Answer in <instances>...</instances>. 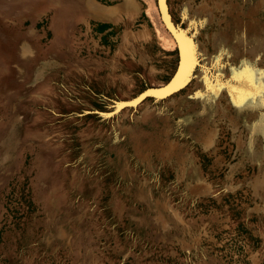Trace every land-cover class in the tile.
<instances>
[{
    "label": "rangeland",
    "instance_id": "obj_1",
    "mask_svg": "<svg viewBox=\"0 0 264 264\" xmlns=\"http://www.w3.org/2000/svg\"><path fill=\"white\" fill-rule=\"evenodd\" d=\"M92 1L0 0V264H264V0Z\"/></svg>",
    "mask_w": 264,
    "mask_h": 264
},
{
    "label": "bare ground",
    "instance_id": "obj_2",
    "mask_svg": "<svg viewBox=\"0 0 264 264\" xmlns=\"http://www.w3.org/2000/svg\"><path fill=\"white\" fill-rule=\"evenodd\" d=\"M89 2H94V1H92V0H89ZM95 3V2H94ZM126 3L129 5V6H132L131 8H133L134 7V5H133V3H134V1L132 2V0H126ZM90 5H92L91 3H89ZM96 4V3H95ZM101 5V4H100ZM101 11V10H100ZM102 11H104L106 14H112V15H114L115 14V12H116V9L115 8H113V7H108V8H103L102 9ZM101 11V12H102ZM156 33L157 34H159V32H158V29H156ZM245 34V33H244ZM247 34V33H246ZM159 37L161 36L160 34L158 35ZM248 40V39H247ZM237 41L238 42H240L241 44H243V42H244V39H243V37H237ZM248 42V41H247ZM245 43H246V41H245ZM183 76H182V74L180 73V74H178V76L174 79V81H172V83L169 85V86H167V87H165V88H163V89H160V90H157V91H152V92H149V94H154V95H156V96H162V95H166L168 92H170L171 90H173V89H176L179 85H181L182 84V78ZM255 96H257V95H255ZM253 97V99L254 98H256V97ZM246 100V99H245ZM247 101V100H246ZM253 101V100H252ZM259 101H262L260 98H259ZM258 100H256V102L258 103L259 102ZM255 103V102H254Z\"/></svg>",
    "mask_w": 264,
    "mask_h": 264
},
{
    "label": "snow or ice",
    "instance_id": "obj_3",
    "mask_svg": "<svg viewBox=\"0 0 264 264\" xmlns=\"http://www.w3.org/2000/svg\"><path fill=\"white\" fill-rule=\"evenodd\" d=\"M261 76L264 77V73H262ZM241 79L243 80V83L246 85L245 89L241 90L242 95L245 98L252 97L255 95L264 97V82H261V84L257 85L255 82V75L250 69Z\"/></svg>",
    "mask_w": 264,
    "mask_h": 264
},
{
    "label": "water",
    "instance_id": "obj_4",
    "mask_svg": "<svg viewBox=\"0 0 264 264\" xmlns=\"http://www.w3.org/2000/svg\"><path fill=\"white\" fill-rule=\"evenodd\" d=\"M170 29L172 30V32L174 33V35L176 36V39L178 37V33H181L183 30L177 26L175 27L172 23H170ZM188 35V33H186ZM189 36V35H188ZM191 38V37H190ZM181 53V51H179ZM181 58V57H180ZM180 62H181V59H180ZM198 63V62H197ZM198 65V64H197ZM144 93V92H143ZM142 93V94H143ZM141 95V94H140Z\"/></svg>",
    "mask_w": 264,
    "mask_h": 264
}]
</instances>
